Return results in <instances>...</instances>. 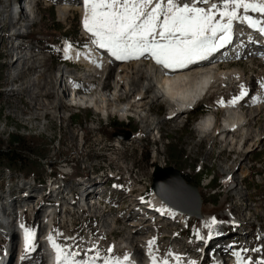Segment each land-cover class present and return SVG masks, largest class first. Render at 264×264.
Segmentation results:
<instances>
[{
    "label": "rangeland",
    "instance_id": "1",
    "mask_svg": "<svg viewBox=\"0 0 264 264\" xmlns=\"http://www.w3.org/2000/svg\"><path fill=\"white\" fill-rule=\"evenodd\" d=\"M253 1L250 0V2ZM8 2L9 0H0V25L2 24V27L4 25L5 28L3 31L0 30V139L6 140L9 134L17 133L33 138L37 143L48 144V148L47 155L40 162V165H35V171L38 174L36 176L22 175L0 168L1 196L3 198L7 197L8 190L13 192V197L8 202H5V198L4 201H0V209L2 210L0 216L4 215L5 217V225L1 227V231L10 226V220L13 215L16 216L14 214L16 208L25 206L22 201L27 200L31 195L34 196V201L39 205L35 209H40V213L45 211L44 205L49 202L53 194L48 189V185L43 181L39 182V176L48 177L53 165H58L59 171L63 170L73 174V176L62 178L57 174L54 185L64 184L63 190L59 193L60 195H64L70 189L76 191L79 189L78 185L80 183L83 185L94 183V190H97L92 192L93 195H99L98 198L103 201L101 204L104 203L108 207L106 212L98 206L93 207L91 211L94 216H97L96 219H88L86 216L84 222L83 217H78L71 225H69V222L66 225L64 224L67 219L72 221L70 216L72 213L67 208L69 204L62 203V206L66 207L67 213H62L60 209L55 212L56 208L51 207L54 213H57V221H60L55 226L56 235L60 237L63 249L66 252L75 254L72 257L74 260L86 258L88 261L96 260L95 262L98 264H104L105 260H111L113 264L116 261H120V264H132L130 259H122L119 251L124 246V240L128 237L127 232L130 225L136 222L144 224L142 229L145 228L148 233L152 234L151 241H154V243L151 245L150 251H158L153 253L154 257L157 258V262H159L158 264H164L165 261L167 264H173V261L174 264H212L208 249L220 242L217 239L223 237L221 235L224 230L229 231L226 229L230 225L227 216L230 221L235 218L234 220L245 224L247 222L251 223L253 225L252 229L247 226L244 228L247 233L256 232L257 227L264 228V142L257 143L255 150L250 153L246 152L249 144L245 145L243 151L233 152L232 148H226L222 139H214L209 134L207 137L201 138L202 135L196 131V126L201 117L207 113L208 107L214 101L217 104L218 92L212 94L204 110L169 121H165L169 114V106L164 101L154 103L151 106V112H148L147 108L139 114L129 113L137 119L129 120L128 118L126 121L124 116L114 112L109 113L105 119L103 115H100L94 109L84 108V106H71L58 93L60 92L58 90L59 85L62 82L60 74L75 77L76 80L73 83L77 86L78 93L85 95L84 82L87 74H84V71L88 70L83 66H74L65 62L63 40L76 45L77 49H83L82 47L90 43L86 40L87 31L83 26L84 24H82L84 17L79 12L74 11L76 8L70 7L71 11L68 12L66 21L63 22L59 20L57 12L61 6L60 1L39 0L36 16L31 20L34 23L33 27L29 28L31 29V33L28 35L30 41L26 42L28 46H22V48L25 47L23 48L25 50L19 54L23 56L33 48V55L41 58L40 65H37L41 67V70H30L13 80L12 75L15 71L21 70L24 63L18 61L13 65L14 68L17 67L16 69L10 67V62L12 59L15 60L16 55H8L13 47L12 41H8V21L4 20V12ZM69 2L70 4L75 3V0ZM22 12L23 23L28 25L31 21H29V18L26 19L28 17L26 12ZM254 13L252 12L248 16L254 19ZM217 19H219L218 15ZM24 30L22 29V31ZM247 32L252 33L253 31L247 30ZM17 50L21 51V49ZM230 50L232 49L230 48ZM260 56V52H257L256 57H251L250 52H245L240 58L222 60L218 67L220 70L231 71L240 76L242 87L247 90V95L251 93L250 98L245 101L244 115L246 110L251 108L250 103L259 102L264 95V61ZM128 63L130 64L132 61L119 62L114 66L105 65L103 69L109 72L106 74L109 75L105 79L106 82L109 83L110 80L107 79L115 77L113 70L115 67L122 64L128 65ZM28 66L33 67L31 63ZM103 69L100 75L104 73ZM42 72H44L43 78L45 79L42 82H40L41 78L38 80V88H41V90L38 94L33 95V98L25 90L19 95L18 93L13 95L10 93L13 87L11 86L12 82L17 83V88L18 85L28 86L27 83L30 79L40 76ZM101 79L102 76H97L86 80H93V85L96 86ZM16 87H13L12 90ZM222 88L223 98L228 99L233 95L234 88L230 89L226 82L223 83ZM134 96H129V99L123 98L120 103H126L127 100L130 102ZM113 99L114 101L117 100L116 98ZM49 100L50 105L47 108H42L41 105H47ZM261 103L259 102V104ZM210 108V114H214L215 104ZM217 112V121L220 122L223 113L218 109ZM144 117L147 118L146 123H143L142 118ZM259 119L260 124L258 123L257 127L246 126L247 129L250 128L251 137L256 135L258 127L262 128L264 126V113L260 115ZM191 120H193V123L188 127ZM117 122L128 124L127 129L118 125L114 126ZM150 124L158 125L153 132H149L150 130L146 127ZM156 131L161 133L162 138L160 141H157ZM175 146H178L177 149L180 150L179 155L176 157L175 152L171 151L174 154L171 158L169 150L175 148ZM242 146H244L243 143L241 148ZM241 163L244 165L243 168L239 167ZM157 167L160 170L171 168L178 171L180 175H186L184 179L194 185L199 194L201 218L205 216L212 217V220L208 223H201L198 219L183 214L184 217L187 216L190 220V227L180 234L182 228L178 221H174V219L171 221L166 215L164 221L158 224L156 212L154 211L153 214V210L149 208L150 202L152 204L162 201L152 189L153 174ZM232 168H234L236 174L231 176L229 181H225L227 178L226 173L231 172L230 169ZM109 169L114 172L113 174L118 173V177L120 176L121 180L124 181H120L118 177L117 180L110 178L107 175ZM243 173L248 175L245 176L243 185L237 186V182L241 179ZM128 176L130 178L127 181ZM211 178H214V181L207 186ZM128 185L132 191L130 198H127L129 195L126 196L127 191H123L124 187ZM25 192H28L26 197L21 198L26 194ZM139 195L142 200L149 203L147 207H142L143 204L141 205L137 201ZM153 196L156 200H158L157 198L159 200L152 202ZM241 197H244V203L239 202ZM38 198L40 199L38 200ZM157 203L156 206L158 207ZM162 203L166 206L163 201ZM241 205L243 206L240 207ZM244 205L247 206V209L244 208ZM140 208L151 210V217H145L144 214H141L139 212L141 211ZM160 211L163 213L164 209ZM28 216L30 219L33 218L32 215L28 214ZM40 216L41 220L44 216L42 213ZM68 216L70 217L68 218ZM213 220H221V222L218 221V224L212 225ZM90 225L91 238H89V231L87 230ZM28 227L33 232V237L36 240L35 247H37V243L41 244L43 242L41 235L43 226L38 227L36 223L34 224V221L31 223L30 220ZM237 229H240V227L237 226ZM72 230H75L78 234L75 240L70 239L73 238L71 236ZM145 230L131 232L132 236L129 239L131 244H138L141 250L146 246L141 245L138 239L142 237L139 235L144 234ZM199 230L202 231L204 239H206L204 242L198 240L200 235L196 236V231ZM7 231H10V229ZM243 235L245 237L246 233ZM209 238H211V241L207 243ZM7 239L8 236L6 238L0 236V243L5 244ZM258 239L259 236L254 238L248 236L245 242L240 239H230L229 242L240 245L243 250H248L251 263L264 264V241L255 246ZM38 250L35 253L33 248L30 251L28 250L20 264H24V262L35 264L38 262L37 258L42 262L40 258L41 248ZM132 254L133 250L127 251L126 256L129 257ZM173 257H175V260L171 259Z\"/></svg>",
    "mask_w": 264,
    "mask_h": 264
},
{
    "label": "bare ground",
    "instance_id": "2",
    "mask_svg": "<svg viewBox=\"0 0 264 264\" xmlns=\"http://www.w3.org/2000/svg\"><path fill=\"white\" fill-rule=\"evenodd\" d=\"M58 1H60V5H61L57 11L59 20L63 22L66 21V16L68 12L71 11L70 7L76 8L74 9V11L79 12L83 17L85 16V7L82 5V0H77V1L75 0V3H71V4L69 2L70 0H58ZM194 1L195 0H174V2L178 5L182 3H188L190 6H196L194 4ZM155 2H157V0H153V3ZM9 5L10 3L8 2L5 8V12H4V20H7L5 13L7 12ZM248 12L245 13V15L248 16L249 14L252 13L251 10H250L251 13L250 12L248 13ZM22 14L23 12L21 9V13H20L18 21L23 22L24 18ZM239 14L244 15V12L242 9L239 10ZM261 19H263V21H261L262 25L260 26H264V14L257 16L254 13V20L260 21ZM82 24H83V20H82ZM11 25L12 23L8 22V29L11 27ZM235 27H240L241 29L240 28L239 29L241 33H243V36L248 38L247 39L248 42L246 41L241 42V44L245 46L244 53L250 52L251 57H256L257 52L259 50L264 51V35H262L257 29L250 27L246 22H242L240 20L234 21L231 38H233L234 36ZM25 28H31V26H29L28 24ZM4 29H5L4 25L2 27V24H1L0 30L3 31ZM247 30H252L253 32L252 33L247 32ZM86 34H87L86 40H88L90 43H88L87 46L82 47L83 49H77L76 47L73 48L72 44L65 42V40H63V43H64L63 44V47H64L63 56L65 58L64 60H69L71 62H77L72 65L83 66L89 72L87 74V77L84 76L85 82L83 81L84 86H85L84 87V90L86 93L85 95L78 93L77 86L73 83L76 80L75 77L72 78L71 76L69 77L62 73L60 74L62 82L59 85L58 90L60 92L58 93L61 94V96L65 98L67 102L71 104V106H74V107L75 106H78V107L88 106V107H93L94 110L98 113L109 114L111 112H114V113L119 114L120 116H124L125 114H129V113H138V114L142 113L143 110L145 111V109L147 108H148V112H151V106L154 103L159 102V101H162V102L164 101L168 103V106H169L168 107L169 114H168V117L165 119V121L174 120V119L177 120V119H180L182 116H184V114H182L183 112L181 111H184L187 108H189L195 102L196 98L199 97L200 93L207 87V85H209L210 83H218V85L221 86L223 85V83L226 82V85L230 86V89L234 88V93L232 97L229 99H223L221 98L222 93L221 94L219 93L218 98L216 99L217 104L215 103L216 110L214 114H210V112H208L207 114L201 117V119L198 122V125L196 126L197 133L202 135L201 138H205L209 134L214 139H217V138L222 139L226 148H232L233 152H237V150L243 151L245 149V145L249 144L246 149V152L250 153L255 150L257 143L264 142V126L262 128L258 127L257 133L253 137H251L252 135H251L250 128L249 129H247L248 127L246 128V126L248 125L257 127L258 123L260 122V119H259L260 115L264 113V95L259 101L262 103L261 104H259V102L250 103L251 108L249 110H246L245 115H244L243 111L245 110L243 109H245V106H246L245 101L248 98H250L251 93L247 95V90L242 87V80L240 76L235 75V73L231 71H225V70L218 69V67L221 64L219 59L218 60L204 59L203 61L200 60L193 64H189L185 68H180V69H166L162 65L156 64L155 60L147 53L144 56H141L139 58L118 60L115 57H113L106 49L99 48L98 45L94 44L93 43L94 37L92 35L88 33ZM255 34L257 35L255 36ZM27 38L29 39L28 35H27ZM8 41L10 42L12 41L11 43L13 44V47L11 48V51L8 54L10 56H13L14 54H16L15 51L17 49H21V52H23L25 50L23 48L25 47L22 48V46L24 45L28 46V44L25 43L24 45L17 47L15 44L16 39L13 38V34H11L10 32H9ZM238 47L239 45H236L235 47L229 46V42H228L223 47L213 52L210 56L217 55L218 58L219 57L221 58L224 55L226 56V54H231L232 51L237 50ZM230 48L232 50H230ZM31 49L32 50H28V53L25 52L26 54H24L23 56L20 55L16 57L15 60L13 59L11 60L10 62L11 69L14 68L13 65L18 61H23L24 63V66L22 67V69L19 70L18 72L15 71L14 74L12 75L13 80L20 77L22 73L28 72L30 70H39V71L41 70V67L37 66V65H40L41 58L33 55V48ZM214 58H217V57H214ZM230 59L233 60V59H236V57H234L233 55H230ZM128 61H132V63L130 64L128 63V65H123V64L118 65L117 67L113 69L115 72V77L112 79H107V80H110V82L107 83L105 79L107 76H109V75H106L109 72L107 70L106 72L105 69H103V67L105 65L107 66V64L114 66L115 64L119 62L126 63ZM146 61H149L148 62L149 65H147L148 63ZM29 63H31L33 67L28 66ZM16 68L17 67H15L14 69ZM102 69H103L104 75L103 74L100 75V72L102 71ZM129 70L130 72H128ZM97 76H102V79L97 85L94 83L96 86L93 85V80H86L87 78L91 79ZM43 77H44V72H42L41 75L36 78L32 77V79H30V81L27 83L28 86H25V85L24 87L18 86V88L16 87V89L14 90H12L13 88L12 87L10 93L12 95L15 93H18L19 95V93L21 94V92L25 90L26 93L28 95L30 94L29 96L33 98V95L38 94L39 91L41 90V88H38L39 86L38 80L41 78L40 82H42L43 79H45ZM242 90L246 93V95L241 97L240 93ZM218 91H220V89L217 90L216 93ZM133 95L135 96L132 101L129 102L127 100L126 103H120V101L123 100V98H128L129 96H133ZM113 98H116L117 100L114 101ZM234 99H236L235 104L232 103ZM32 101L35 102L34 99H32ZM49 105H50V100L47 103V105L44 106L42 104L41 106L42 108L43 107L47 108ZM252 106H253V109H252ZM218 107L224 110L223 111L224 115L222 117V121H221V124H219V126L216 124L217 116H218V112H217ZM142 120H143V123H146L147 118L144 117L142 118ZM157 126H154V124H150V125H147L146 127L147 129L150 130L149 132H153V130H156ZM153 127L154 129H152ZM242 143L244 144V146H242L241 148ZM242 164L243 163L239 164V167L243 168L244 165ZM234 168L230 169V171L232 170L231 172L226 173L227 178L225 181H229L231 176L236 174L235 171L233 170ZM247 175H248L247 173H243L241 175V179L237 182L238 184L237 186L243 185V180L245 176ZM91 184H93L94 186V183H91ZM152 189L154 193L167 206V208L164 209V212L162 213V211H160L161 209L156 206L157 202L152 203V204L150 203L149 208L153 210V213L156 212V215H157L156 219H157L158 224H161L164 221L165 215L168 216L167 212H169L170 214L171 209L179 211L180 213L187 215L189 217H194V218L198 217L197 213H200L201 203H200L199 197H197L196 191L193 188L187 186L182 181V178L179 177V175H177L175 172L166 170V169L164 170L156 169L153 174ZM130 197L131 196L129 195L127 198H130ZM159 198L157 199L159 200ZM243 198L244 197H241L239 199V202L244 203L245 201ZM34 199H35L34 196L31 195L29 196L27 200L22 201L23 203H25V206L19 207V208L17 207L14 213L16 214V216L13 215L12 218H17V221L19 220L20 217H22L24 221L27 218L29 219L28 224L30 223V220L34 218L31 221V223L34 221V224L36 223L38 227L43 226L42 228L44 229V227L46 226V222L44 223V219L46 221L48 220L50 216L52 217V219H57V213H54V210L51 209L50 207L48 208L50 211L47 217H42V219L40 220V217H41L40 209H35V207L36 206L39 207V205L38 203H36V201H34ZM95 199L100 200L98 196L95 197ZM90 203H93L91 207L87 206V203L85 205L87 207V212L92 213L91 209L93 207H96L97 205H96V201L90 202ZM148 205L149 203L145 204L146 207ZM242 206L243 205H241L240 207ZM20 208L22 209V211H20L21 210ZM67 208L69 209L70 213H72L70 215L72 218V221L71 220L69 221V219H67L66 222L64 223L65 225L68 222L71 224L75 220V218L78 219V217L82 218L84 216L83 221L86 219V213L80 210L81 206L78 205L76 207V205H72L69 203V206ZM244 208L247 209V206L244 205ZM1 211L2 210L0 209V212ZM157 212H159V214H157ZM21 213H22V216H21ZM180 213L179 215H182ZM28 214L32 215L33 218L30 219ZM229 215L231 216L230 213ZM70 216H68V218ZM182 217L184 218V216ZM2 218L4 221L5 220L4 215H2ZM94 218L96 219L97 216L93 215L91 219H94ZM231 218H233V216H231ZM153 220H155V218ZM211 220H212V217L205 216L204 218L203 217L200 218L199 221H201V223H208ZM10 222H9L10 226L7 227L4 231H1L0 233V236H2L3 238H6L7 236H9V232H11V230L13 229L14 223L10 224ZM218 223H219L218 220H215L214 224H218ZM214 224L212 223V225ZM4 225L1 224L0 227ZM143 225L140 222L139 223L136 222L130 225V228L128 229L129 231L127 232L128 237L124 240V246L120 248L119 254L121 258L124 259V257H126L127 251L129 252L133 250V254L129 256L130 262L132 264H158L159 262H157V258L154 257V254L150 251L151 247H149V241L152 240L151 239L152 234L148 233V231H146L145 228L142 229ZM237 226L240 227V229H237ZM8 229H10V231H7ZM141 230L143 231L145 230V233L139 235L142 237H140L138 241L141 243V245L146 246V247H143L142 250L141 248H139L138 244L133 245L130 243V240H129L132 236L131 232L132 233L141 232ZM228 230H229L228 232L224 230V232L221 235L223 237H220L217 239V241L219 240L220 242L217 243V241L215 240L217 244L215 246H211L212 248H215V251H217L220 256L226 252V247L224 245L227 242H229L230 239H238V240L240 239L243 242H245L248 236H252V233H253V232L247 233L245 229L243 228V224L240 223L239 225H235L234 222L232 225L231 224L229 225ZM219 231L220 229L218 230V232ZM263 232L264 231L259 232L256 235V236H260L259 242L264 241ZM245 233H246L247 238L246 236L244 237L243 235ZM205 240L206 239H204V241ZM222 240H225V241H222ZM210 241H211V238L207 240V243H209ZM35 246H36V240L33 241L31 244V248H33L34 253L39 248H42V243L41 244L37 243V247ZM217 247H218V250H217ZM9 248H10V242L8 239L5 244L0 243V252H1L0 262L3 258H5L6 255L9 254V251H10ZM243 252H246V257H248V250L245 249L242 251V253ZM11 255L12 254H10V256ZM40 258H41V261L44 263L41 253H40ZM22 259L23 258H21V260ZM230 259L232 261V264H237V258L232 257ZM37 260L38 262H36L35 264H43L42 262L39 261V258H37ZM10 261H11V257H10ZM95 261L87 260L85 264H93V262L94 264H98ZM5 264H10V262L7 261ZM24 264H27V263L24 262Z\"/></svg>",
    "mask_w": 264,
    "mask_h": 264
},
{
    "label": "snow or ice",
    "instance_id": "3",
    "mask_svg": "<svg viewBox=\"0 0 264 264\" xmlns=\"http://www.w3.org/2000/svg\"><path fill=\"white\" fill-rule=\"evenodd\" d=\"M198 2L206 4L209 0ZM84 7V28L95 37L93 43L99 48L118 60L147 53L166 69L185 68L206 59L230 42L234 21L246 22L264 35L261 21L238 12L242 9L245 13L251 10L264 14V0H223L222 5L212 3L208 9L188 3L178 5L174 0H167L166 4L163 0H84ZM244 95L242 90L240 96ZM24 239L27 250L33 233L25 230ZM49 241L56 252V264H79L72 259L74 253L66 252L51 237ZM153 243L149 241V247ZM104 264L113 262L105 260Z\"/></svg>",
    "mask_w": 264,
    "mask_h": 264
},
{
    "label": "trees",
    "instance_id": "4",
    "mask_svg": "<svg viewBox=\"0 0 264 264\" xmlns=\"http://www.w3.org/2000/svg\"><path fill=\"white\" fill-rule=\"evenodd\" d=\"M197 113V112H196ZM195 113V114H196ZM193 123V120L190 121L188 127ZM119 127H125L127 129L128 124L125 123H116ZM178 146L175 148H170L169 156L172 158L174 154L171 151L175 152V156L178 157L179 149ZM48 144H40L34 141L33 138H28L17 133L9 134L6 140L0 139V168L6 169L9 172L19 173L22 175H38L35 171V165H40V162L47 155ZM175 157V158H176ZM178 159V158H177ZM54 175H56V170L54 169ZM39 176V181H43V176ZM184 176L181 175L183 180L189 184L184 179ZM214 179L211 181L213 183ZM194 186V185H193Z\"/></svg>",
    "mask_w": 264,
    "mask_h": 264
},
{
    "label": "water",
    "instance_id": "5",
    "mask_svg": "<svg viewBox=\"0 0 264 264\" xmlns=\"http://www.w3.org/2000/svg\"><path fill=\"white\" fill-rule=\"evenodd\" d=\"M156 169H159V168L157 167ZM166 170L173 171V172H175L177 175H179V177H181V176H180V173H179L178 171L172 170L171 168H167ZM182 181L184 182L183 179H182ZM184 183H185V182H184ZM185 184H186V183H185ZM186 185L189 186V187H191V188H193V189L196 191L197 197H199V194H198V192H197V189H196L194 186L189 185V184H186ZM199 200H200V197H199ZM200 203H201V200H200ZM197 216H198V217H197L196 219H200V218H201L200 213H197Z\"/></svg>",
    "mask_w": 264,
    "mask_h": 264
}]
</instances>
